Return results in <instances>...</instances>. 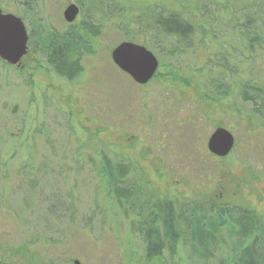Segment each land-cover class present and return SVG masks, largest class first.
Returning a JSON list of instances; mask_svg holds the SVG:
<instances>
[{
	"label": "rangeland",
	"instance_id": "1",
	"mask_svg": "<svg viewBox=\"0 0 264 264\" xmlns=\"http://www.w3.org/2000/svg\"><path fill=\"white\" fill-rule=\"evenodd\" d=\"M115 1L138 14L153 8L205 7L219 23L221 37L230 39L223 47L235 46L249 59L235 61L244 73L242 81L264 82V50L257 49L251 57L238 44L244 40L233 36V22L221 21L225 17L219 14L223 10L229 19L237 18L245 6L264 19V0ZM75 3L84 11L70 25L63 14ZM83 3L86 7L79 0H0L4 13L25 17L30 36L29 53L20 67L0 59V264L2 249L9 246L19 249L8 254L12 264H161L144 260L143 239L130 219L114 216L116 203L107 199L93 172L103 152L115 163L128 164L129 183L141 186L152 201L235 205L264 221V123L236 88L228 97L216 96L213 86L203 81L208 71L205 55L172 57L152 50L149 35L137 36L140 41L135 43L144 44L160 61L158 76L141 87L113 63L111 49L123 37L111 30L95 45L97 55L85 59V78L67 82L55 75L44 43L50 32L83 21L90 1ZM216 29L211 26L209 41ZM215 45L212 41L214 52ZM234 80L239 82L238 77ZM220 126L236 138V148L225 159L212 156L207 148ZM70 206L77 209L75 237L64 245L33 239L46 221L55 228L71 227ZM85 225L90 228L84 231ZM28 244L30 248L21 247ZM34 251L46 263L39 262ZM187 254L181 247L179 258Z\"/></svg>",
	"mask_w": 264,
	"mask_h": 264
},
{
	"label": "trees",
	"instance_id": "2",
	"mask_svg": "<svg viewBox=\"0 0 264 264\" xmlns=\"http://www.w3.org/2000/svg\"><path fill=\"white\" fill-rule=\"evenodd\" d=\"M79 1L81 7H86L84 0ZM89 1L87 15L83 16L78 26H69L63 32H50L44 43L48 66L64 80L78 82L86 77L87 69L83 65L85 59L97 55L95 45L107 38L111 30L122 35L120 42H138L140 40L137 36L149 35L154 45L152 41L147 45L152 50L159 49L172 57L180 56L181 59L199 52L205 55L208 71L203 81L213 86L216 96L228 97L236 88L241 100L248 102L252 112L264 123V82L254 79L242 81L241 75L244 73L235 61L244 63L249 59L241 55L235 46L231 49L223 47L224 41L230 39L221 37L219 23H216L213 12L206 13L205 7H198L197 10L188 7L185 11L153 8L138 14L115 0ZM80 10L82 14L84 9ZM255 12L243 6L237 18L229 19L223 10L219 11L220 18L225 17L221 21L233 22V36L244 40L243 44L240 41L238 44L244 46L251 57L257 49L264 50V19ZM226 13H230L228 9ZM213 25L217 26L213 34L215 38L209 41L208 33ZM242 33V37L237 36ZM212 41L216 43V53L210 48ZM253 71L251 68L248 73ZM235 77L239 78V82L234 80ZM227 78L233 80V83H229ZM93 164V172L102 188L104 186L105 196L116 203L114 216L118 218L123 215L130 219L132 228L143 239L144 260H158L161 264H264V221L257 213L235 205L214 202L192 204L174 199L152 201L144 194L141 186L129 183L131 169L128 164L113 162L106 152L100 153L99 160ZM32 181L30 178L31 188ZM69 209L71 227L55 228L46 221L40 234L34 232L33 239L39 244L64 245L66 239L75 237L77 209L74 206ZM100 214L104 215L102 211ZM13 221L20 230L17 219ZM85 226L84 231L90 228ZM31 245L21 247L30 248ZM181 247L188 250L185 259L179 258ZM2 250L1 264H12V256L8 254L18 253L19 249L9 246ZM33 253L39 257V262L46 263L43 255L37 251Z\"/></svg>",
	"mask_w": 264,
	"mask_h": 264
},
{
	"label": "water",
	"instance_id": "3",
	"mask_svg": "<svg viewBox=\"0 0 264 264\" xmlns=\"http://www.w3.org/2000/svg\"><path fill=\"white\" fill-rule=\"evenodd\" d=\"M80 14V7L75 3L65 8L63 18L72 25ZM29 40L24 20L15 14L4 13L0 8V59L10 67H20L29 53ZM112 61L122 73L129 75L140 86L148 85L160 67L157 56L146 46L127 41L112 50ZM235 144V136L226 128L219 127L212 133L207 148L212 156L225 159L234 151Z\"/></svg>",
	"mask_w": 264,
	"mask_h": 264
},
{
	"label": "flooded vegetation",
	"instance_id": "4",
	"mask_svg": "<svg viewBox=\"0 0 264 264\" xmlns=\"http://www.w3.org/2000/svg\"><path fill=\"white\" fill-rule=\"evenodd\" d=\"M114 49V47L111 49V57H112V50ZM55 75H57L58 77H61V76H59V74L58 73H55ZM156 77V76H155ZM155 77L153 78V80L155 79ZM62 78V77H61ZM63 79V78H62ZM152 80V81H153ZM150 83V82H149ZM146 86V85H145ZM145 86H141V87H145Z\"/></svg>",
	"mask_w": 264,
	"mask_h": 264
}]
</instances>
